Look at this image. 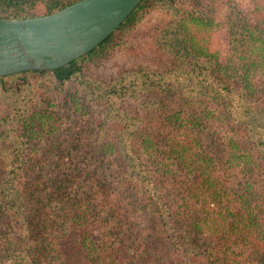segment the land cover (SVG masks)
<instances>
[{"label":"trees","instance_id":"1","mask_svg":"<svg viewBox=\"0 0 264 264\" xmlns=\"http://www.w3.org/2000/svg\"><path fill=\"white\" fill-rule=\"evenodd\" d=\"M77 1L0 10L37 17ZM212 1L142 0L74 61L0 77V95L17 96L0 119V264H75L60 246L71 229L79 264H264V26L229 1L224 59L201 34ZM155 8L173 15L153 41L166 66L86 77ZM141 93L142 116L118 107Z\"/></svg>","mask_w":264,"mask_h":264},{"label":"water","instance_id":"2","mask_svg":"<svg viewBox=\"0 0 264 264\" xmlns=\"http://www.w3.org/2000/svg\"><path fill=\"white\" fill-rule=\"evenodd\" d=\"M142 0H78L37 17L0 16V77L62 67L112 34Z\"/></svg>","mask_w":264,"mask_h":264},{"label":"rangeland","instance_id":"3","mask_svg":"<svg viewBox=\"0 0 264 264\" xmlns=\"http://www.w3.org/2000/svg\"><path fill=\"white\" fill-rule=\"evenodd\" d=\"M182 8H193L194 4L188 1L196 0H179ZM229 1L231 0H213V9H209V14L214 19L213 24L210 28L205 27L204 33H201L204 38L208 39L209 48L212 52L219 53L222 58L229 56L228 41H227V24L226 19L230 10ZM240 5L243 10L248 14L250 19L258 23L260 26H264V0H234ZM3 12L0 10V16ZM192 15L197 16L193 13ZM206 15V14H200ZM172 13L166 8H155L146 16V18L140 23L138 28L131 32L128 37V46H123L117 49L112 55L106 58L103 62L89 63L84 67V74L86 77L92 79H103L110 80L117 76L120 72L135 68L138 66H148L153 68H164L166 62L158 60L156 51L153 48L154 34L157 27H162L169 23L172 19ZM186 16V14H185ZM202 20H208L207 17L201 18ZM194 28L201 27L200 21L193 20ZM203 31V29L201 30ZM10 79V78H9ZM146 93H141V98L128 97L121 100L118 103V107L124 112L129 113L132 116H142L139 101L145 97ZM39 99V94L28 99L27 103L33 106ZM17 96L0 95V119L8 116L15 111L14 100ZM17 103V102H15ZM24 106V103L22 104ZM4 123L0 121V134L5 133ZM39 125V124H38ZM37 125V126H38ZM40 128V127H38ZM3 143L2 139L0 144ZM16 146V143L12 140L5 141L3 145ZM67 143H64L65 146ZM26 149L30 147L26 144ZM60 246L64 253V256L69 261H73L75 264H79L82 256L80 234L75 229H71L68 234L60 240Z\"/></svg>","mask_w":264,"mask_h":264}]
</instances>
